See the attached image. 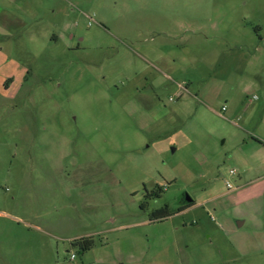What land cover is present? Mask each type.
Segmentation results:
<instances>
[{
  "label": "rangeland",
  "instance_id": "374dc122",
  "mask_svg": "<svg viewBox=\"0 0 264 264\" xmlns=\"http://www.w3.org/2000/svg\"><path fill=\"white\" fill-rule=\"evenodd\" d=\"M0 264H264V0H0Z\"/></svg>",
  "mask_w": 264,
  "mask_h": 264
},
{
  "label": "trees",
  "instance_id": "16d2710c",
  "mask_svg": "<svg viewBox=\"0 0 264 264\" xmlns=\"http://www.w3.org/2000/svg\"><path fill=\"white\" fill-rule=\"evenodd\" d=\"M158 195V194H157ZM192 205V202L190 201L189 203L185 204L184 206L179 208V212L187 209ZM144 208V206H142ZM171 213L168 211L167 207L160 209V210H155L150 214V220L151 221H161L168 216H170ZM95 241L93 237H82L80 239H77L72 242V245L76 247L80 252H87L91 250L94 247Z\"/></svg>",
  "mask_w": 264,
  "mask_h": 264
},
{
  "label": "crops",
  "instance_id": "0c3cea01",
  "mask_svg": "<svg viewBox=\"0 0 264 264\" xmlns=\"http://www.w3.org/2000/svg\"><path fill=\"white\" fill-rule=\"evenodd\" d=\"M93 234H95V233H93ZM93 234H91V235H85L86 237H90V236H93Z\"/></svg>",
  "mask_w": 264,
  "mask_h": 264
},
{
  "label": "built area",
  "instance_id": "2783aa9c",
  "mask_svg": "<svg viewBox=\"0 0 264 264\" xmlns=\"http://www.w3.org/2000/svg\"><path fill=\"white\" fill-rule=\"evenodd\" d=\"M223 109H224V108H223ZM230 173H231V174H233V173H234V171H230Z\"/></svg>",
  "mask_w": 264,
  "mask_h": 264
},
{
  "label": "water",
  "instance_id": "95a60500",
  "mask_svg": "<svg viewBox=\"0 0 264 264\" xmlns=\"http://www.w3.org/2000/svg\"><path fill=\"white\" fill-rule=\"evenodd\" d=\"M189 201V200H188Z\"/></svg>",
  "mask_w": 264,
  "mask_h": 264
}]
</instances>
